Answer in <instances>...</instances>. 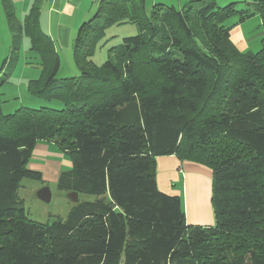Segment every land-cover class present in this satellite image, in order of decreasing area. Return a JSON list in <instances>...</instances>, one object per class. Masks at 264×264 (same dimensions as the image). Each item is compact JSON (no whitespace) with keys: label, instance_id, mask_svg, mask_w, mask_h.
I'll return each instance as SVG.
<instances>
[{"label":"trees","instance_id":"obj_1","mask_svg":"<svg viewBox=\"0 0 264 264\" xmlns=\"http://www.w3.org/2000/svg\"><path fill=\"white\" fill-rule=\"evenodd\" d=\"M41 1L20 19L14 1L1 0L12 50L0 88L26 37L42 67L28 94L64 107L3 114L0 97V264H264V38L256 53L229 39L254 16L264 31V0L150 9L146 0H98L78 27L79 74L69 78H56ZM123 24L137 34L96 67L105 31ZM38 142L72 164L59 191L98 196L45 224L28 218L18 194L25 178L43 183L27 168ZM166 156L211 171L212 226L188 224L181 196L159 190L156 159Z\"/></svg>","mask_w":264,"mask_h":264},{"label":"rangeland","instance_id":"obj_2","mask_svg":"<svg viewBox=\"0 0 264 264\" xmlns=\"http://www.w3.org/2000/svg\"><path fill=\"white\" fill-rule=\"evenodd\" d=\"M80 1L82 3V13L87 12L85 14H88L84 17V22L93 19L94 14L98 9V0H93L91 4H87L85 0ZM215 1L220 7L226 6L232 2H228L226 0ZM32 2L33 0H26V2L19 1L16 3V15L19 17L22 12L25 14L27 8L32 5ZM185 3L186 0H146V6L149 9L154 4H164L167 6L181 8L185 5ZM54 19H56L55 16L53 17V24ZM40 28H42V26H40ZM137 32V27L132 24L113 25L109 27L105 31V37L100 42L91 58L94 65L96 67L102 66L107 58L108 50L110 48L120 45L123 38L134 36ZM258 44L254 43L250 45L245 53L258 52L262 48L260 41ZM11 50L12 34L6 23V17L0 0V78L3 77L5 72L8 73V70H10L11 60H9V57ZM58 54L60 55L61 62L56 78L78 76L79 72L73 62L72 47L67 51H60ZM4 60H7L5 65ZM41 76L42 67L39 64V59L36 54L29 51V40L26 37H23L13 72L0 88V97L3 101L1 107L3 114L12 113L20 107L34 109L40 107H48L52 109L63 108V104L57 100L47 101L28 94L26 90L27 82L31 79H39ZM63 169L65 170L66 167L64 166ZM68 170L63 172H67ZM57 181L58 179L56 180V183H50L49 186H44L49 188L51 194L49 202H45L37 198L35 190L36 186L38 187L40 182L26 178L21 181L18 194L23 201V207L27 211L29 219L45 224L51 223L57 218L65 219L67 217L70 208L74 206L76 202L70 200L68 192L59 191L57 189ZM187 186L189 199L188 206L184 195L186 186L184 187L183 184V191L181 194L184 196L183 199L186 222L191 225L212 226L214 224V215L211 204V178L205 174H199L194 180H192L191 186ZM97 198L98 196L83 194L79 196L78 202L94 201Z\"/></svg>","mask_w":264,"mask_h":264},{"label":"crops","instance_id":"obj_3","mask_svg":"<svg viewBox=\"0 0 264 264\" xmlns=\"http://www.w3.org/2000/svg\"><path fill=\"white\" fill-rule=\"evenodd\" d=\"M14 5L19 1L13 0ZM91 4L93 0H85ZM253 2L257 0H226ZM82 3L80 0H42L40 26L41 30L47 34L54 42V48L58 54L60 51L71 49L78 26L84 21L85 14L81 11ZM30 7V6H29ZM27 8V10L29 9ZM26 10V12H27ZM24 11V10H23ZM25 12V13H26ZM24 12L18 18H22ZM55 16L53 24V17ZM264 31L258 16H254L242 24L234 26L229 31V39L240 51H246L254 43L262 44ZM259 45V44H258ZM60 59V55L58 54ZM61 62V61H60ZM66 167L64 170L63 167ZM30 170L41 173L43 183L36 186L37 192L50 183H56L61 172L70 170L72 164L57 149L56 145L50 142L36 143L32 157L27 164ZM69 167V168H68ZM157 186L160 191L170 195H180L184 208V196L182 194V184L185 187V199L188 206V186L199 174H205L211 178V171L196 163L180 162L175 156L159 157L156 159ZM38 198V196H37Z\"/></svg>","mask_w":264,"mask_h":264},{"label":"water","instance_id":"obj_4","mask_svg":"<svg viewBox=\"0 0 264 264\" xmlns=\"http://www.w3.org/2000/svg\"><path fill=\"white\" fill-rule=\"evenodd\" d=\"M37 193H38L37 196L39 199H41L42 201H45V202H49L51 194H50L48 187L41 188ZM69 197H70V200L73 202L78 201V194L77 193H69Z\"/></svg>","mask_w":264,"mask_h":264}]
</instances>
